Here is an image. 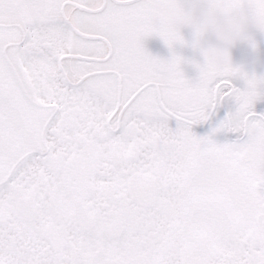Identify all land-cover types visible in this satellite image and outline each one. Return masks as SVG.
<instances>
[{"label":"snow or ice","instance_id":"6c2138e0","mask_svg":"<svg viewBox=\"0 0 264 264\" xmlns=\"http://www.w3.org/2000/svg\"><path fill=\"white\" fill-rule=\"evenodd\" d=\"M164 2L0 0V264H264V88L148 52Z\"/></svg>","mask_w":264,"mask_h":264},{"label":"clouds","instance_id":"9594fccd","mask_svg":"<svg viewBox=\"0 0 264 264\" xmlns=\"http://www.w3.org/2000/svg\"><path fill=\"white\" fill-rule=\"evenodd\" d=\"M161 12L177 36L170 46L190 43L203 54L205 63L211 61L232 69L234 75L264 82V72H257L262 63L257 33L264 34V0H165ZM182 28L191 31V41L184 39ZM237 45L245 46L247 59H234Z\"/></svg>","mask_w":264,"mask_h":264},{"label":"flooded vegetation","instance_id":"af4514ba","mask_svg":"<svg viewBox=\"0 0 264 264\" xmlns=\"http://www.w3.org/2000/svg\"><path fill=\"white\" fill-rule=\"evenodd\" d=\"M181 32L186 41H191L192 34L188 28H182ZM257 39L259 41V46L261 50L262 63L257 66V72H264V34L257 33ZM143 45L153 56L159 57L163 60L171 59L174 56L182 57V63L180 67L182 68L184 74L192 79H196L199 75L200 67L205 63V57L203 54L191 47L190 43H180L177 42L174 46H170L164 38L158 33H153L144 37ZM233 57L239 62L245 60L249 57L245 46L237 45L233 48ZM234 82L238 86H245L246 81L242 75L237 74L233 77ZM261 87L264 88V82H261ZM236 107L235 100H227L224 103L218 104L216 108L212 111L209 119L196 123L192 126L193 131L198 135H206L212 132V129L216 127L219 122L224 119L229 111H234ZM255 111L264 112V95L258 97L255 102ZM178 121L172 118L170 121L171 127L175 128L178 126ZM236 133L223 129L219 132L213 133V138L218 143L230 142L235 139Z\"/></svg>","mask_w":264,"mask_h":264}]
</instances>
